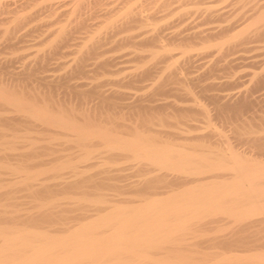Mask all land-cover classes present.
<instances>
[{
  "label": "bare ground",
  "instance_id": "bare-ground-1",
  "mask_svg": "<svg viewBox=\"0 0 264 264\" xmlns=\"http://www.w3.org/2000/svg\"><path fill=\"white\" fill-rule=\"evenodd\" d=\"M207 1L0 0V56L26 48L34 18L25 46L47 49L0 60V264H264V68L242 80L229 56L264 50V0ZM108 39L126 62L168 68L150 97L63 82L110 75ZM191 52L211 56L200 76ZM52 58L63 74L46 73Z\"/></svg>",
  "mask_w": 264,
  "mask_h": 264
},
{
  "label": "rangeland",
  "instance_id": "rangeland-1",
  "mask_svg": "<svg viewBox=\"0 0 264 264\" xmlns=\"http://www.w3.org/2000/svg\"><path fill=\"white\" fill-rule=\"evenodd\" d=\"M204 1H207V0H204ZM218 0H208L207 2H204V4L202 3L201 5L204 7V6H208L209 4H211V2H213L214 3V5L217 3L220 7H221V5L220 4H226L227 2H225V1H223V0H221V1H223V2H221L220 1V4H219V1L217 2ZM225 2V3H224ZM261 2H262V0H261ZM205 3H206V5H205ZM216 4V6H214V5H212L211 4V6H212V8H213V6L214 7H217V9H220V8H218L219 6ZM224 5H222V7L221 8H223V7H225ZM210 6V5H209ZM208 6V7H209ZM249 6V5H248ZM190 7V6H189ZM192 7V6H191ZM190 7V8H191ZM250 7V6H249ZM214 9H216V8H214ZM228 9V8H227ZM233 15H235V14H233ZM233 15H231V16H233ZM34 21H29V23H27L26 24V26H27V30L25 29V31L23 30V32H28V34L29 35H27V39L28 40H30V41H27V42H25V41H23V42H21V43H23L22 44V47H26V48H23L22 50H16L17 52H10L9 53V51L8 52H6V50L4 51V54H2L1 56H0V60L2 61V62H4V60L5 59H7V58H9L10 56H12L13 57V55H14V57H19V56H22V57H24L23 59H24V61L26 60H28V61H30V60H32V59H34V58H31V57H34L35 55H37V53H38V55L37 56H40L42 53H44L45 51H47V49L46 48H43V47H41V45H38V46H34V47H27L28 45V43H32L33 41H31V40H33L34 39V37H36L35 36V33H37L36 35H38V28H40L41 26H40V24L42 25L44 22L43 21H46V20H42L41 18H40V20H42L40 23H39V20H38V18L35 20V18L33 19ZM251 20V18L248 20V21H250ZM38 22L39 24H37L38 25V27L36 26V22ZM188 21V20H187ZM186 21V22H187ZM31 23H33V24H31ZM215 23V22H214ZM30 26H29V25ZM35 24V25H34ZM187 24V23H186ZM206 25V24H205ZM213 25V24H212ZM32 26L33 27H35L36 28V30H35V28L33 29L32 28ZM40 26V27H39ZM208 26H210V23L208 24ZM30 27V28H29ZM42 27H44V26H42ZM205 27H207V26H205ZM26 28V27H25ZM30 29V30H29ZM41 29V28H40ZM44 29V28H43ZM32 30V31H31ZM33 30L34 31H36V32H34V34H33ZM32 33V34H30V33ZM100 33H101V35H100ZM98 35H100V37H102L105 33H104V31L102 30L101 32H100ZM95 34H96V32H95ZM96 34V35H97ZM81 35H83V34H81ZM119 35V37H117V35H115L114 37H117V38H115V40L116 39H119L120 38V34H118ZM78 36H80V35H78ZM93 36H95V35H93ZM30 39H29V38ZM31 37H33V38H31ZM113 37V38H114ZM25 38V39H26ZM95 38H96V36H95ZM97 38H98V36H97ZM3 39V38H2ZM26 39V40H27ZM36 39H37V37H36ZM112 39V38H111ZM112 40H114V39H112ZM112 40H110V39H108V40H106V42H107V44H109V46L107 47V45L104 43L103 45H102V47L101 48H103V46H105L106 48H105V50H104V48H103V50L101 49L100 51H106L103 55L106 57V54L107 55H109L110 56V54H111V59H113L112 60V65H110L109 66V68L111 69V70H113V71H111V72H108V74L110 73V75H107V73L105 74V75H101V76H103L104 78H102L101 76L100 77H97V78H94V80L92 81V79H87V78H71V79H63V82L64 83H66V84H71V85H74L75 84V82H77L75 85H77V84H79V85H77V86H79V87H77V88H80V89H86V90H88V89H91V91H92V89H95V88H93V86L94 85H96V84H99L98 85V87L96 88V89H98V90H101V91H103L104 92V94H106V95H110V93L113 91V90H118L119 88H120V91L122 92H124L125 93V95L123 96V98H124V100L127 102H129V101H131L133 98H135L134 96H136V98L137 97H140V95L142 94V98H144V99H147V97H150V94L152 93V91H153V89H154V87L156 86V84L158 83V82H160V80L162 79V78H164V74H165V72H167L168 71V68H166L165 67V70L166 71H164V73L162 72H160L161 70L163 71V69H158L157 68V66H153L152 64H150V63H143V64H137V63H135L136 61L135 60H128L127 62L126 61H124V60H126V59H128V58H130L129 57V55H128V57L126 58V56L127 55H124V57H123V52H128L129 51V48L128 47H126V46H124L123 48H120V44H119V46L117 45V46H115V43L114 42H112L113 44H114V46H113V44H110L111 43V41ZM109 41H110V43H109ZM20 43V44H21ZM25 43H26V45L27 46H25ZM250 44V46H252V44L253 45H256V42H249V43H247V45H249ZM1 46V45H0ZM111 46H112V49H111ZM114 47H116L115 49H114ZM28 48V49H27ZM19 49H21V48H19ZM119 49V50H118ZM30 50V51H29ZM109 50V51H108ZM253 50V52H245V54H243V53H241V54H243L245 57H247L246 59H236V55L238 54V52L237 53H234V54H236V55H234V54H231V55H229L233 60V63H232V61H231V64H230V66H232L233 67V69L235 70V71H233V69H229V70H231L230 71V75H231V72L233 71V74L234 75H236L235 77H237V76H240L241 77V79L243 80V79H247V78H249V75H248V77L245 75L246 73H250L251 72V70H252V72H254V69L256 68L258 71H259V69H261L260 67L262 66L263 68H264V50H263V48L261 49H252ZM251 50V51H252ZM2 51V52H3ZM192 51H194L196 54L197 53H199V50H192ZM198 51V52H197ZM64 52H66V51H64ZM115 52H117V53H114ZM192 53L193 55H195V56H197L195 53ZM255 52V53H254ZM259 52V53H258ZM12 53H14V54H12ZM47 52H45L44 54H46ZM119 53H120V55H119ZM240 53V52H239ZM9 54V55H8ZM68 54L69 53H66V55L67 56H65V55H63V56H59V59H58V61L60 60V59H62L61 61H68L69 59H71L74 55H73V53L72 54H69V56H68ZM247 54V55H246ZM255 54H257V55H255ZM3 55H5V56H3ZM43 55V54H42ZM234 55V57H232ZM251 55L252 56H254V57H251ZM260 55V56H259ZM37 56H35V57H37ZM109 56H107V57H109ZM113 56V57H112ZM229 56H227L228 57V59H229ZM238 56V55H237ZM263 56V57H262ZM1 57H3L2 59H1ZM28 57V58H27ZM116 57H118V58H116ZM120 57H122V58H120ZM210 57V58H209ZM207 56V57H205L204 58V60H202V59H199L198 60V58H200V57H198L197 56V59H195L196 57H194V59L196 60V62L194 61V62H192L191 64H192V66H193V64H196V66L195 67H192L191 66V64H189V72H192L193 73V75H191V76H200L202 73H204V71H205V69L204 70H202V68H206L207 66H208V63H206V62H208V60L209 59H211V56ZM251 57V58H250ZM207 58V59H206ZM230 58V59H231ZM235 58V59H234ZM253 58V59H252ZM255 58H257V59H255ZM261 58V59H260ZM22 59V60H23ZM67 59V60H66ZM118 59H121V61H123L122 63H121V61L120 60H118ZM193 59V60H194ZM57 60V59H56ZM55 60V61H56ZM116 60V61H115ZM202 60V61H201ZM206 60V61H205ZM241 60V61H240ZM247 60H249L248 62H247ZM251 60L253 61H255V62H251ZM257 60V61H256ZM50 61H52V62H50V63H48V65H50L48 68H49V71H47L46 73L48 74H52L51 72H54L53 74H56V75H58V74H63L64 73V67L63 68H59V69H61V70H59V69H57V70H59V71H57L56 69L55 70H50V68L51 69H53L52 67L55 65V61H54V59L52 58ZM54 61V62H53ZM113 61H114V63H113ZM205 61V62H204ZM263 61V62H262ZM18 63H19V65H20V61H17ZM17 62H14L13 63V67L15 68V69H17L18 70V68H20V67H18L17 65H18V63ZM93 61L91 60H89L88 61V64L90 65L89 67H88V69H92L93 67H92V63ZM117 62V63H116ZM134 62V63H133ZM223 61H221V63H222ZM238 62V63H237ZM242 62H244V63H242ZM54 63V64H53ZM120 63V64H119ZM204 63H206L205 65H203ZM220 63V64H221ZM251 63V64H250ZM52 64V65H51ZM114 64V65H113ZM223 64V63H222ZM255 64V65H254ZM258 65V67H256L257 65ZM207 65V66H206ZM236 65H238V66H236ZM252 65H253V67H252ZM18 68H17V67ZM144 66H146V67H144ZM204 66V67H203ZM241 66V67H240ZM197 67H198V69H197ZM201 67V68H200ZM232 67H230V68H232ZM120 69V72H119V74H118V71H119V69ZM138 68H140V69H138ZM141 68H144V69H148L150 72H151V75H152V78H151V75H147V76H144V77H140V79L138 78L137 79V81H135V87L133 86H131V87H129V86H127V85H125V86H122L124 83H127L128 82V79L129 78H131L134 74H136V73H139L140 71H142V70H144V69H141ZM161 68V67H160ZM14 69V70H15ZM65 69L66 70H68L69 69V67L65 64ZM238 69V70H237ZM17 70H15V71H17ZM135 70V71H134ZM160 70V71H159ZM177 70L179 71L180 69L179 68H177ZM198 70V71H197ZM237 70V71H236ZM263 70V69H262ZM200 71V72H199ZM202 71V72H201ZM261 71V70H260ZM57 72V73H56ZM59 72V73H58ZM61 72V73H60ZM131 72V73H130ZM132 72H133V74H132ZM169 72V71H168ZM255 72H256V70H255ZM161 73V75L163 76H161V75H159ZM192 73H189V75L190 74H192ZM217 74H219L220 73V71H218V72H216ZM241 73V74H240ZM91 74V73H90ZM112 74V75H111ZM126 74H128V75H126ZM154 74V75H153ZM222 74V73H221ZM232 74V75H233ZM238 74H240V75H238ZM107 75V76H106ZM241 75H243V76H241ZM111 76H113V77H115V78H113V77H111ZM118 78H117V77ZM125 76V77H124ZM129 76V77H128ZM161 76V77H160ZM108 77V79H106L105 80V78H107ZM124 77V78H123ZM233 77V76H232ZM111 78V80H109ZM116 78H117V80H116ZM151 78V80H149ZM215 78H216V76L215 75H213V76H211L210 78H209V80L211 81V80H215ZM73 79V80H72ZM76 79V80H75ZM81 79V80H80ZM104 79V80H103ZM114 79H115V81H114ZM217 79V78H216ZM98 81L97 83H96V81ZM123 80V81H122ZM139 80V81H138ZM66 81V82H65ZM67 81H69L70 83H68ZM86 81V82H85ZM88 81H89V83H91V84H89L88 83ZM95 81V82H94ZM108 81V82H107ZM120 81H122L123 82V84L121 85L120 83H118V82H120ZM144 82V83H142V82ZM205 82L207 81L208 82V79L207 80H204ZM112 82V83H111ZM114 82V83H113ZM137 82V83H136ZM139 82V83H138ZM201 82V81H200ZM204 82V83H205ZM82 83V84H81ZM116 83V84H115ZM141 83V84H140ZM200 84H202V83H200ZM90 85V86H89ZM92 85V86H91ZM116 85V86H115ZM119 85H120V87H119ZM143 85H145V86H143ZM151 85V86H150ZM174 86L175 84H171V83H168V82H165L164 83V86L162 87L163 88V90L164 91H162L163 93L160 95V94H157L158 95V98H157V96H156V98H157V100L159 101V102H166L167 100H169L170 101V99L172 98V96L170 97V96H168L167 94H169L170 92H167L166 91V89L167 88H169L170 86ZM177 85V84H176ZM89 88H88V87ZM114 86V87H113ZM140 86V87H139ZM149 86V87H148ZM116 87H118L117 89H116ZM138 87V89H136ZM196 87V88H195ZM198 87V85H196V86H194V89H195V91L197 92V96H199L200 95V93H201V91H200V93H199V87ZM102 88V89H101ZM113 88V89H112ZM115 88V89H114ZM109 90V91H108ZM233 90H235L236 91V88L235 89H233ZM106 91V92H105ZM119 91V90H118ZM209 91L211 92V90H208V93L207 94H209ZM213 91V90H212ZM216 90H214L213 92H215ZM264 90H262L260 93H263V96H262V99H264V92H263ZM206 92L207 91H205V92H202L201 93V95L199 96V97H197L198 99H202L203 100V102H205V104H206V102L207 101H209V102H207V104L209 103H211V105H206V107L208 108V106H209V108H208V110L210 111L212 108H213V105L215 106V101L214 100H211V98L209 99V97H207L206 96ZM19 93V92H18ZM17 93V94H18ZM198 93H199V95H198ZM203 93H204V95H203ZM16 94V95H17ZM91 94V93H90ZM138 94V95H137ZM23 94H21L20 93V96L19 97H21ZM115 95V94H114ZM113 95V97H112V99L116 102V103H118V105L120 104V101H124L123 99L122 100H120V94H116V96H114ZM119 97H118V96ZM162 95H167V96H165V98H163L162 97ZM23 96H25V95H23ZM91 96H92V94L90 95V99H91ZM159 96H161V97H159ZM133 97V98H132ZM170 97V98H169ZM23 98V97H22ZM26 98L27 99H23V100H33V101H35L34 100V98H32V99H30L29 97H27L26 96ZM29 98V99H28ZM167 98H169V99H167ZM204 98V99H203ZM163 99H165V100H163ZM74 100H76V102H77V99L75 98ZM73 99H72V101H74ZM92 100L93 101H97V98H96V95L95 94H93V96H92ZM160 100H163V101H160ZM199 100V101H200ZM214 101L213 103L214 104H212V102L211 101ZM158 101H156V102H158ZM75 102V101H74ZM74 102H71L70 103V105H73L74 104ZM145 102V101H144ZM156 102H154V103H156ZM201 103H203L202 101H200ZM36 104H38L37 106H42L41 105V102H39V103H37V102H35ZM73 103V104H72ZM204 104V103H203ZM75 106H77V105H73V107L74 108H76ZM212 106V107H211ZM211 107V108H210ZM214 110V109H213ZM213 110H211L212 112V114H211V116L212 115H214V117L212 116V118H216V120L218 119V117H216L215 116V110H214V113H213ZM8 113V114H7ZM85 112H83V114H84ZM5 114H7V115H12L13 113L12 112H6ZM85 115H88V113H85L84 114V116ZM220 118H221V116H220ZM213 120H215V119H213ZM213 120H212V123H214L213 122ZM220 120L218 119V121H217V124H216V122L214 123L215 125H217V126H215L216 128L217 127H219V125H224V126H220V128L222 129V128H225L226 126H228V129L229 130H231V125L230 124H227V125H225L226 123L225 122H223L222 121V118H221V121H220V123L218 124V122H219ZM225 123V124H224ZM229 125H230V127H229ZM228 129H227V127H226V129H225V131H227V133H226V135L227 136H230V134H231V137L233 136V140L234 141H231L232 140V138L230 139L229 138V141L231 142V143H233V144H237V139L236 138H234L235 137V135H233V128H232V130L230 131V133H228L229 131H228ZM119 130H120V128H119ZM223 130V129H222ZM224 132V131H223ZM235 140H236V142H235ZM192 144H196V145H198L199 144V142H198V144H197V142H192ZM201 145V144H200ZM238 146H240V145H238ZM7 174V173H6ZM10 175V174H9ZM8 175V176H9ZM8 176H6V177H8ZM13 175H10L9 177H12ZM50 180H51V178H49ZM109 210V209H108Z\"/></svg>",
  "mask_w": 264,
  "mask_h": 264
}]
</instances>
